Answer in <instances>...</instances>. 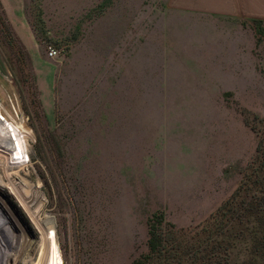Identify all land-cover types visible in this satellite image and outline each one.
Masks as SVG:
<instances>
[{
	"label": "rangeland",
	"instance_id": "obj_1",
	"mask_svg": "<svg viewBox=\"0 0 264 264\" xmlns=\"http://www.w3.org/2000/svg\"><path fill=\"white\" fill-rule=\"evenodd\" d=\"M202 8L0 0V117L27 141L8 176L31 185L0 169L1 212L31 264H131L154 212L186 229L237 187L264 140V21Z\"/></svg>",
	"mask_w": 264,
	"mask_h": 264
},
{
	"label": "trees",
	"instance_id": "obj_2",
	"mask_svg": "<svg viewBox=\"0 0 264 264\" xmlns=\"http://www.w3.org/2000/svg\"><path fill=\"white\" fill-rule=\"evenodd\" d=\"M147 230L146 251L131 264H264V140L232 194L206 220L176 228L154 212Z\"/></svg>",
	"mask_w": 264,
	"mask_h": 264
},
{
	"label": "bare ground",
	"instance_id": "obj_3",
	"mask_svg": "<svg viewBox=\"0 0 264 264\" xmlns=\"http://www.w3.org/2000/svg\"><path fill=\"white\" fill-rule=\"evenodd\" d=\"M0 114L3 115L2 112H0ZM0 124V132L2 135V143L0 145V169L3 172V177L8 180V183L6 184L12 187L15 193L24 200L28 194L27 190L30 191L31 189V185L25 179H22V186L20 189H18V187H16L14 183L11 182L12 180L9 181L8 176L9 164H14L16 162L20 149H27V141H25L24 139V129L22 127L21 121L17 122L15 129L8 128L6 118L2 120V118L0 117ZM9 144H11V148H8ZM9 154H12L13 158L7 159V155ZM15 167H18V164H16ZM18 171L20 170L18 169ZM19 173L20 172H18V174ZM0 181L3 182V178L1 175ZM3 207L8 209L7 203L3 199V196L1 197L0 192V233L2 232V234H0V264H31L34 259L26 254L31 244V239H28L27 236V228L23 224L19 223L16 219L15 220L17 221V228H11L7 223L8 220L6 219V216L1 212ZM37 221V223L43 229V237L49 242H53V234L50 233L48 229L44 228L40 218H37ZM50 251H52V255L50 256V258L52 257L51 260L53 261L54 245H50Z\"/></svg>",
	"mask_w": 264,
	"mask_h": 264
},
{
	"label": "crops",
	"instance_id": "obj_4",
	"mask_svg": "<svg viewBox=\"0 0 264 264\" xmlns=\"http://www.w3.org/2000/svg\"><path fill=\"white\" fill-rule=\"evenodd\" d=\"M191 4L222 15L264 21V0H190ZM201 9V8H200Z\"/></svg>",
	"mask_w": 264,
	"mask_h": 264
},
{
	"label": "built area",
	"instance_id": "obj_5",
	"mask_svg": "<svg viewBox=\"0 0 264 264\" xmlns=\"http://www.w3.org/2000/svg\"><path fill=\"white\" fill-rule=\"evenodd\" d=\"M54 54H56V50L53 49V48H50V49H49V55H50V56H53Z\"/></svg>",
	"mask_w": 264,
	"mask_h": 264
}]
</instances>
